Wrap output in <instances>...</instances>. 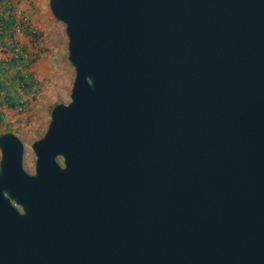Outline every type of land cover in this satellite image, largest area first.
Returning <instances> with one entry per match:
<instances>
[{
	"label": "water",
	"instance_id": "obj_1",
	"mask_svg": "<svg viewBox=\"0 0 264 264\" xmlns=\"http://www.w3.org/2000/svg\"><path fill=\"white\" fill-rule=\"evenodd\" d=\"M75 78L0 135V264H264V0H49Z\"/></svg>",
	"mask_w": 264,
	"mask_h": 264
},
{
	"label": "rangeland",
	"instance_id": "obj_2",
	"mask_svg": "<svg viewBox=\"0 0 264 264\" xmlns=\"http://www.w3.org/2000/svg\"><path fill=\"white\" fill-rule=\"evenodd\" d=\"M50 28L49 31L43 30L45 35L42 42L45 48L52 47L57 54L51 72L36 76L42 92L36 99H31V104L26 113L6 111L4 123L0 129V132L12 131L23 141L26 148L24 167L31 174L34 173L36 160L31 146L45 135L53 107L59 103L67 104L70 102L71 89L75 78L74 68L68 61V39L65 34V27L60 23L58 30ZM61 49L64 50L63 55L59 52Z\"/></svg>",
	"mask_w": 264,
	"mask_h": 264
},
{
	"label": "trees",
	"instance_id": "obj_3",
	"mask_svg": "<svg viewBox=\"0 0 264 264\" xmlns=\"http://www.w3.org/2000/svg\"><path fill=\"white\" fill-rule=\"evenodd\" d=\"M14 9L13 0H0V53L6 55L0 61V129L5 111L26 113L31 99H36L42 92L31 68L46 50L42 46L43 33L32 35L25 29L30 42L29 45H20L15 38L17 20ZM6 132L12 131H3L0 135Z\"/></svg>",
	"mask_w": 264,
	"mask_h": 264
},
{
	"label": "crops",
	"instance_id": "obj_4",
	"mask_svg": "<svg viewBox=\"0 0 264 264\" xmlns=\"http://www.w3.org/2000/svg\"><path fill=\"white\" fill-rule=\"evenodd\" d=\"M13 4L15 6V10L17 9L15 12L16 19L18 20L20 16L26 18L29 21L30 26L37 33H43L42 41L44 40V31H49L51 29L50 27L57 30L60 28V23L53 18L50 12L49 0H13ZM15 38L18 40L20 45H29L30 38L25 34V32L18 33V31H16ZM42 46L46 49L44 55L35 64H33L31 68V72L34 74L35 78L36 76L43 75V73L46 74L47 72H51L53 69L52 64L56 59V50L52 49V47L45 48L44 44ZM59 52L63 55L64 50L61 49Z\"/></svg>",
	"mask_w": 264,
	"mask_h": 264
},
{
	"label": "built area",
	"instance_id": "obj_5",
	"mask_svg": "<svg viewBox=\"0 0 264 264\" xmlns=\"http://www.w3.org/2000/svg\"><path fill=\"white\" fill-rule=\"evenodd\" d=\"M17 10V9H16ZM16 10L14 9V12H16ZM17 20V19H16ZM25 29H28V31L32 34V35H36L38 34L31 26L29 21L26 18H23L20 16V18H18L17 20V26H16V31H18V33H24ZM6 55L3 53H0V61L5 59ZM24 58L28 59L29 58L24 54Z\"/></svg>",
	"mask_w": 264,
	"mask_h": 264
},
{
	"label": "flooded vegetation",
	"instance_id": "obj_6",
	"mask_svg": "<svg viewBox=\"0 0 264 264\" xmlns=\"http://www.w3.org/2000/svg\"><path fill=\"white\" fill-rule=\"evenodd\" d=\"M26 149V148H25ZM25 156V155H24ZM0 159H1V152H0ZM34 172H35V165H34Z\"/></svg>",
	"mask_w": 264,
	"mask_h": 264
}]
</instances>
